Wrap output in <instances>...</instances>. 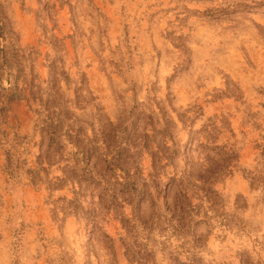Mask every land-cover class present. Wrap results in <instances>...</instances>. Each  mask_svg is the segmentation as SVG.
Listing matches in <instances>:
<instances>
[{"label": "rangeland", "instance_id": "obj_1", "mask_svg": "<svg viewBox=\"0 0 264 264\" xmlns=\"http://www.w3.org/2000/svg\"><path fill=\"white\" fill-rule=\"evenodd\" d=\"M0 264H264V0H0Z\"/></svg>", "mask_w": 264, "mask_h": 264}]
</instances>
